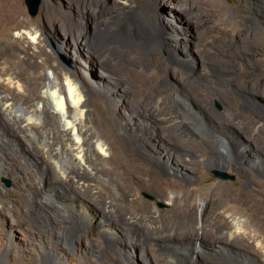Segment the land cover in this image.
Segmentation results:
<instances>
[{
	"label": "rangeland",
	"instance_id": "374dc122",
	"mask_svg": "<svg viewBox=\"0 0 264 264\" xmlns=\"http://www.w3.org/2000/svg\"><path fill=\"white\" fill-rule=\"evenodd\" d=\"M179 1L181 0H42L37 15L32 16L25 0H19L18 9L19 13L33 27L39 28L47 36L51 44L50 50L56 52L59 60L75 74L77 73L76 75L80 79L82 78L85 98L90 100L92 108L99 107L106 101L109 110L116 115L113 119L117 123H129V126L136 127L135 124L139 125L138 114L154 110L155 101L162 99L160 103H170L159 115L163 119L159 120L161 125L153 129L150 134H143L141 139L156 142L157 145L164 144L163 140L166 141V138L169 141H167L168 144L174 143L175 139H177L176 142L179 140L178 143L182 144L188 137V140L191 139L195 143L216 145L220 142L216 153H211L209 156L218 160L224 157L223 159L228 162L227 165L219 164L214 168H208L206 161L209 156L203 157L197 154L193 156L197 161L194 169L189 168L188 163H186L187 167H180L176 164L177 168L170 169L168 176L174 182L181 180L182 174L187 177L185 183L195 193L194 202L199 206V216L203 205L205 208L207 207L205 202L209 201L208 193L212 188L218 187L220 190L232 192L241 191L239 192L241 199L237 203L240 210L233 213L226 207V202L220 203V201L215 204L214 208L219 209L218 213L229 215L231 219L237 216L252 221L253 211H250V208L261 204L264 206V187L263 185L255 186L257 191L251 193L252 185L248 183L250 176L246 171L237 167L235 160L244 164L255 162L260 156L259 150L262 149L261 151L264 152V117L260 115L264 113V88L262 90L264 86V0H182L185 12L178 9ZM149 2L155 3L153 10L147 8ZM104 3L111 8L107 9ZM76 7L84 15L83 25H79L78 29L81 28L80 30L88 32L90 35H88V41L90 44L95 42L94 45L99 51L92 53L93 56L88 52L89 44L78 43L80 38H78L79 40L68 38L66 23L62 22L63 25H58L56 32L52 31L53 27L44 24V20L52 13L73 16L71 10L74 11ZM140 16L143 17L142 22L141 20L136 21V17ZM147 18L150 20L147 21ZM88 20L89 22H87ZM147 22L149 27H143L142 23ZM14 26L16 27V25H12L13 28H15ZM191 37L199 41L196 47L193 43L190 44ZM97 41H99V45L96 44ZM128 45L132 49L127 47ZM78 46L82 47L80 50L84 51L82 58L80 50L77 51ZM186 46H189L193 51L191 49L188 51ZM84 47L87 48L86 51ZM73 50H76V53ZM33 51L34 48H31L30 52ZM76 54L77 56H75ZM84 56L87 58L83 59ZM78 58L84 60L87 65L77 66L74 62ZM171 61L180 63L183 70L187 72L186 76L191 80L189 89L191 95L184 94L180 97L179 104L172 101L170 97L172 88L182 89L178 84L177 74L167 71V66ZM216 66L221 67V70L218 71L219 79H222L223 76L225 79L230 76L228 78L230 80L228 83L218 82V85L216 79H213L214 82L212 80L211 85L216 86L215 88L221 93L225 92L223 93L225 100L228 99L225 102L220 99L213 100L212 106L219 115L210 118L202 113L192 92L197 91L203 97L205 95H210L212 98L215 96V92H213L215 90H211L209 83L202 80L201 77L205 75L208 67ZM15 68L20 70V67ZM123 68H128L131 72H125ZM223 68L227 71H224ZM44 71L51 73L50 68H46ZM108 73L110 76L106 75ZM127 75L129 76L127 77ZM126 78L129 87L125 82ZM165 78L168 82V90L159 94L156 90ZM132 79L133 81H131ZM24 82L27 84L25 78L23 84ZM109 101L112 103L110 104ZM246 103L250 105H248V110L244 109ZM111 105H113L112 108ZM177 107L180 109L182 107L181 112L185 110L186 115L182 117L180 127H174L176 132L165 138L161 129L162 127L173 128L169 127L172 124L170 121L168 122V119L173 116L172 112ZM121 114L123 119L119 117ZM222 121L226 122V127L223 126ZM247 123L250 127L247 126ZM227 126L245 132L246 136H240L242 139L237 138L240 146L238 149L241 151L248 149V154L245 152L242 159L234 154L235 151L231 145L233 138L220 137L216 139L208 138L205 135L208 131L213 134H229L232 131H229ZM95 127L99 130L96 124ZM5 130V124L0 119V264H204L202 255H217L216 250L223 247L226 242L227 244L231 243L226 240L220 241L222 243L211 242L208 238L203 237L201 232L198 238L190 237L183 240H176L168 233L165 241L154 240L153 243L157 246L156 248L166 249L169 255H155L156 253H153L155 247L153 248L152 245L146 244L144 241L148 230L139 229L140 232L137 230L133 233L134 235H127V229L123 224L114 220L109 225L98 205L84 194L82 195L72 185L60 184L53 171H47L44 174L45 164L35 158L32 153L33 148L29 151L22 143L14 144L9 140L11 138L5 133ZM107 132L109 135H113L110 129ZM116 132L122 135L123 131L118 129ZM246 132L252 135H247ZM258 141L259 143H257ZM221 143L226 147L222 148ZM164 153L167 155L166 151H161V154L158 153L159 155L156 156L160 157L161 155V158L167 159L168 157ZM109 155L110 153L107 152L106 156L109 157ZM163 155L165 156L163 157ZM135 158L139 159L138 156ZM141 162L139 159L132 163V178L143 176L148 180L151 171ZM12 164L17 165V169L14 171H12ZM104 165L112 167L110 162H105ZM215 171L225 172L234 178L222 179L214 173ZM104 178L109 179L105 175ZM114 178L116 179L117 176ZM51 181H54V184ZM21 183L26 184L25 197L19 194ZM40 183L43 184L44 191L39 188ZM184 194L185 191L178 188L171 192L170 198L172 199L164 200L143 187L139 191V206L146 209L145 207L149 205L151 207L149 215L154 216H158L160 211H165L166 217L160 218L158 225L162 226V221L169 222L174 225L173 229L177 231L180 229L176 223L179 221V213L169 210L173 207V200L179 199ZM125 213L127 214L125 217L132 216L130 209ZM144 213H147V209ZM211 214L213 212H207L205 215L204 226L200 216L199 231L204 232L205 229L207 233L212 234L211 222L207 221V217ZM262 217L264 219V216ZM79 222H82L84 226L78 230L74 224ZM223 227L224 232L225 229L229 230L228 227ZM116 228L120 229V233ZM183 236L189 237V234ZM249 240L247 242L251 247L253 242L252 239ZM133 245L139 247L136 248ZM193 247H196L192 251L194 255L186 254L185 249ZM238 248L239 250L235 252L260 255L255 249L249 251L242 246Z\"/></svg>",
	"mask_w": 264,
	"mask_h": 264
},
{
	"label": "bare ground",
	"instance_id": "6f19581e",
	"mask_svg": "<svg viewBox=\"0 0 264 264\" xmlns=\"http://www.w3.org/2000/svg\"><path fill=\"white\" fill-rule=\"evenodd\" d=\"M104 4L106 5V3ZM18 5L19 0H0V119L5 124V133H7L9 138H11L9 140L14 144L22 143L26 145V148L29 149V151H31L33 148L32 153L34 154L35 158L37 160L43 161L45 164V172L43 173L46 174L47 171H53L58 177V182L60 184L66 186L72 185V187L78 189L82 195L84 194L87 198H89V200L93 201L100 207L102 210V215H104V218H106V221L109 225L114 220L119 224H123L127 229V235L133 234L135 231H139V229L148 230V235L144 238V241L146 244L148 243L152 245L153 248L155 247L153 252L156 253L155 255H169L166 249L156 248L157 246H155L153 243L154 240L162 242L165 241L167 239L168 233H170V235L176 240H183L190 237L198 238L202 233L203 237L208 238L209 241L214 243H219L220 241L224 242L225 240L231 241L229 244H227V242L225 244L223 243L224 246L216 250L217 255H202V261L204 264H264V219L262 217L264 216V206L262 204L250 208V211H253V214H251L253 218L252 221L241 219V217L234 215V217L231 219L227 214L218 213L217 210L219 209L214 208V206L218 201H220V203L226 202V207L229 208L233 213L240 210V206L237 203L239 199H241V194L239 193L241 191L232 192L220 190L218 187L212 188L208 193L209 197L207 195L209 201L205 202L207 207L205 208L203 205L202 212L200 214L204 226L205 215H207V212H213V214L207 217V221L211 222V226L213 228V232L211 233H214V235H212L209 234V232L207 233L205 229L203 230L204 232L201 230L199 231L201 220L198 212L199 206L194 202L195 193H193L192 190L186 186L185 181L187 177L182 174V179L174 182V180L168 176V171L170 169L172 170L174 167L177 168L176 164H178L180 167H187L188 165L186 163H188V167L194 169L197 161H195L193 156L199 154L200 156L204 157L207 155L209 156L211 153H216V149H218L220 146V142L216 145L202 142L195 143L191 139L188 140V137L182 144L178 143L179 140L176 142L177 139H175L174 143L172 142V144H168V139L166 137L172 136L173 132H176L175 128L180 127L182 117L186 115L185 110L184 112H181L182 107L181 109L180 107H177L172 112L173 116L168 119V122L170 121L172 124L171 126L169 125V127L173 128L162 127V133H164L166 138V141L163 140L164 144L161 143L162 146L160 143L158 146L156 142L153 143L143 140V138L141 139L143 134H150L153 129H156L161 125L159 120L162 118L159 117V115L170 103L169 102L167 104L166 102H163L162 104L160 103L162 99L155 101L154 110L150 111L149 113L145 112L144 114H138L139 119L137 120L139 125L135 124L136 127L129 126V123H117L113 119L116 117V115L109 110L106 101L99 107L92 108L90 100L85 98V92L81 81L82 78L80 79L76 75L77 73L75 74L68 66L63 64L59 60V57L55 51L50 50L51 44L47 36H45V34L41 32L39 28L33 27V25L19 13ZM106 6L107 9L111 8L108 5ZM147 8L149 10H153L155 8V3L149 2L147 4ZM178 9L182 10V12H185L182 6V0L179 1ZM71 11L73 16H61L56 13H52L50 16L47 15L48 18L45 20L43 18L44 24L48 25L49 27H53L51 28L52 31L56 32L58 25L62 24V22L66 23L67 26H65L68 28L67 35L70 40H77L80 38V41H77L78 43L89 44L90 49H88V52L91 55L94 52H99L94 45L95 42L94 44H90L88 41V32L85 30H80L81 28L78 29L79 25H83L82 23L84 22V15L82 14V11L77 7L74 9V11L73 9ZM144 13L147 12L144 11ZM87 16L89 15L87 14ZM142 18L141 16L136 17V21L141 20L142 22ZM129 20L131 21V19ZM149 20L150 19L147 21ZM92 21H94L93 18ZM87 22H89V20ZM142 24L143 27H149L148 22ZM12 25H16V27L14 26L15 28H13ZM95 40L97 39L95 38ZM98 42L99 41H97L96 44L99 45L100 43ZM191 43H193L196 47L199 44V41L192 38L190 44ZM70 44L73 45L72 42H70ZM127 47L132 49V47L129 45ZM186 47L188 51H190L191 48H189V46ZM31 48H34L33 52H30ZM81 48L82 47L78 46L77 51H79ZM85 49L87 48L84 47V50ZM73 51L76 53V50ZM191 51L193 50L191 49ZM80 52V57L82 58L84 51L80 50ZM78 55L80 54L78 53ZM75 56H77V54ZM81 58L76 59L77 61L74 63L77 66L82 64L87 65ZM86 58L87 57L85 56L83 57V59ZM15 67H20V70H17ZM140 67L142 66L140 65ZM46 68H50L51 73L45 72L44 69ZM123 70L125 72H131V70L128 68H123ZM219 70H221V67H208L205 75H202L201 77L202 80H205V82L209 83L211 90H215L213 91L215 92V96L213 98L212 96L210 97V95H205L203 97L198 94L197 91L192 92V96H194V99L196 100L202 113H204L206 117L210 118L217 117V115H219V113L217 114V112H215L212 106L214 102L213 100L220 99L225 102L228 99L226 98L225 100V95L223 94L225 92L221 93L217 88H215L216 86L214 87L212 86L213 84L211 85L213 79H216L217 84L218 82H229L230 79L228 80V78L230 76L226 79L224 76L222 79H219ZM167 71L177 74L178 84L182 87V89L172 88V93L170 94L171 100L179 104L178 102H180V97H182L184 94L191 95V93H189L191 80L186 76L187 72L183 70L180 63L171 61L167 66ZM224 71L227 70L224 69ZM106 75L110 76V73ZM128 76L129 75H127V77ZM24 78L27 80V84H25V82L23 84ZM131 81H133V79ZM125 82L127 85L129 84L127 78ZM263 88L264 86L262 87V90ZM167 90L168 82L165 78L163 79L161 86L158 87L156 91L159 94H162ZM111 103L112 102H110V104ZM248 105V103L244 105L245 110L248 108ZM112 106L113 105H111V108ZM260 115L264 117V113ZM119 117L123 119L122 114L119 115ZM207 119L209 120V118ZM224 121H222V123L223 126L226 127V122ZM209 122L211 121L209 120ZM95 124L99 127V130L95 127ZM249 124L247 125L248 127H250ZM252 124L253 122L251 125ZM247 126L245 127L246 129ZM109 129L112 131L111 133H113L112 136L107 132ZM118 129L123 131L122 135L119 133L117 134L116 131H118ZM227 129L232 131L231 133L229 132L230 135L227 133L213 134L209 131L205 135L208 138L216 139L220 137L229 139L233 138L231 145L235 151L234 154L242 159L245 155V152L248 154V149L242 151L239 150V141L237 138L242 139L241 137L246 136L245 132L238 129L237 131L231 126H227ZM250 134L247 133V135ZM185 138L186 136L184 139ZM234 139L237 140L235 141ZM169 140L171 139L169 138ZM208 142L210 141L208 140ZM257 143H259V141ZM223 146L224 145L221 143L222 148ZM253 146L254 145H252V147ZM158 147L163 148L159 149ZM261 150H259L260 156L255 162L253 161L244 164L241 161L235 160L237 167L246 171V173H248L250 176L248 183L252 185V191H250L251 193L257 191V189L254 188L255 186L263 185L264 187V152ZM161 151L167 152V155L164 153L166 157H168L167 159L161 158V155L160 157L156 156L161 154ZM107 152L110 153L109 157L106 156ZM165 155H163V157ZM136 156H138L142 161V165L145 164L146 167L150 169L151 174L148 180H146L141 175V177L137 175L140 178H132L131 165H133L132 163L136 160H139L135 158ZM223 158L221 157V159L218 160L215 157L209 156L208 160L206 161V165L208 168H214L219 164L227 165L228 162ZM105 162L112 163V167L105 166ZM12 167V171L17 169L16 164H12ZM104 175L109 177V179L104 178ZM114 176H117V178L115 179ZM53 182L54 181H51V183ZM40 185L41 186L39 188L44 191V187L42 186L43 184L40 183ZM143 187L147 188V190L151 191L164 200L169 199L171 192H173L175 189L182 188L185 191V194L183 196L181 195L182 197L173 200V207L169 210L170 212L179 213V221L176 222L178 228H180L179 230H174V225H171L169 222L165 223L162 221V226L158 225L160 222L159 219L166 217L165 211H160L158 216L151 214L149 215L151 212L149 211L151 210V207L148 205L145 207L147 209V213H144L146 212V209L139 206V191ZM25 190L26 184L21 183L19 187V194H21L22 197L26 196ZM129 209L132 213V216L125 217L127 216L125 211ZM215 215H217V218ZM74 226L79 230L84 226V224L79 222L75 223ZM223 226L228 227L229 230L225 229L224 232ZM117 230L119 231L120 229ZM118 233H120V231ZM186 234H189V237L183 236ZM249 239H252V248L247 242L250 241ZM138 245L133 246L137 248L139 247ZM237 246L247 248L249 251L250 249H255L256 252L260 253V255H248L244 252H235L239 250ZM195 248L196 247H193L192 249H185L187 252L186 254L194 255L192 251Z\"/></svg>",
	"mask_w": 264,
	"mask_h": 264
},
{
	"label": "water",
	"instance_id": "95a60500",
	"mask_svg": "<svg viewBox=\"0 0 264 264\" xmlns=\"http://www.w3.org/2000/svg\"><path fill=\"white\" fill-rule=\"evenodd\" d=\"M25 2L28 7L29 13L32 16L37 15L40 5L42 3V0H25ZM214 173L222 179H233L234 178L232 175H229L225 172L215 171Z\"/></svg>",
	"mask_w": 264,
	"mask_h": 264
}]
</instances>
